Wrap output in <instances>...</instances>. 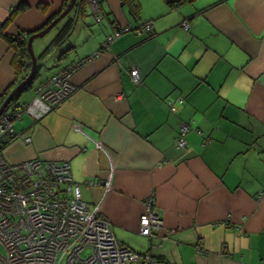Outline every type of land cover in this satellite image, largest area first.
Wrapping results in <instances>:
<instances>
[{"label":"crops","instance_id":"0c3cea01","mask_svg":"<svg viewBox=\"0 0 264 264\" xmlns=\"http://www.w3.org/2000/svg\"><path fill=\"white\" fill-rule=\"evenodd\" d=\"M96 1L99 21L76 0L55 32L34 38L40 67L15 107L71 63L75 90L38 119L16 117L3 157L67 162L87 207L145 264H264V0ZM20 2L8 34L43 28L69 0H0V23ZM148 20L149 33L139 29ZM25 73L0 36V94ZM110 173L106 190L98 182ZM152 195L161 225L147 237L139 217Z\"/></svg>","mask_w":264,"mask_h":264},{"label":"built area","instance_id":"2783aa9c","mask_svg":"<svg viewBox=\"0 0 264 264\" xmlns=\"http://www.w3.org/2000/svg\"><path fill=\"white\" fill-rule=\"evenodd\" d=\"M88 3L99 21L97 1ZM182 26L187 29L188 22ZM139 29L151 32V21H145ZM111 39L107 36L103 46ZM75 68L77 64L71 63L50 75L33 88L28 103L0 114V264H145L150 258L119 242L109 222L96 209L87 207L67 162L33 157L10 163L3 157V142L16 135L13 120L21 114L38 119L68 98L75 90L70 80ZM130 77L139 83L138 67L130 69ZM187 130L186 123L179 125L174 140L177 147L185 145ZM29 141V137L24 138V142ZM110 175L98 182L106 190ZM256 197H264V189ZM160 225L152 195L139 217V233L150 237L153 228Z\"/></svg>","mask_w":264,"mask_h":264},{"label":"trees","instance_id":"16d2710c","mask_svg":"<svg viewBox=\"0 0 264 264\" xmlns=\"http://www.w3.org/2000/svg\"><path fill=\"white\" fill-rule=\"evenodd\" d=\"M184 1H191V0H168L169 4L171 6H177ZM26 7H27V5L24 2H20L19 4L15 5L11 9V12H10L11 14L8 16V18L5 20V22L0 23V36L3 37L5 39V41L8 43V45L14 49L15 66L18 68H21L22 70H24L26 72L21 79H23L27 75V73L30 69V58H29V55H28V52L26 49L27 38L23 34H25V35L28 34V36H29V34H31V32L19 31L16 34H8L2 30V27L4 26V24L7 21H9L11 19V17H13V15L15 13L25 9ZM49 20H50V18H49ZM41 28L42 27H40L39 29H41ZM69 32H70L69 29L65 28L61 33L59 32V34L56 36L57 37L56 39L62 40L63 38H65L69 34ZM36 76H37V72L34 74L33 79ZM33 79L29 83H27L24 87H22V90L28 89L32 85ZM9 92H10V90L8 89V90H5L2 94H0V104L2 103V101L8 95ZM16 96H14L12 98V100L10 101V103L8 104V106L6 107L5 110L14 111L15 109L20 107L19 105L17 107H15ZM179 99H181V98H179ZM181 101H182V99H181ZM5 110H3V111H5ZM12 138L13 137H9L8 139H6L3 142L2 146H1V150L12 140Z\"/></svg>","mask_w":264,"mask_h":264},{"label":"water","instance_id":"95a60500","mask_svg":"<svg viewBox=\"0 0 264 264\" xmlns=\"http://www.w3.org/2000/svg\"><path fill=\"white\" fill-rule=\"evenodd\" d=\"M76 0H69L66 7L53 19L51 20L46 26L39 29H34L29 32L31 34L26 40V49L30 58V69L27 73V75L9 92V94L4 98L2 103L0 104V114L3 112V110L6 109L12 98L16 95H18L22 87H24L27 83H29L32 79L34 74L38 71L39 65H37V57L35 56L33 49H32V42L34 38L42 36L45 32H47L51 27H53L58 21H60L62 18L66 17L68 12L72 9L74 6ZM88 2V0H87ZM89 4V3H88Z\"/></svg>","mask_w":264,"mask_h":264},{"label":"rangeland","instance_id":"374dc122","mask_svg":"<svg viewBox=\"0 0 264 264\" xmlns=\"http://www.w3.org/2000/svg\"><path fill=\"white\" fill-rule=\"evenodd\" d=\"M56 28H57V23L55 24V26L51 27V28L49 29V31L51 30V32H53V31L55 32ZM49 31H48V32H49ZM48 32H46L42 37H44V36H46V37L49 36L50 33H48ZM32 49H33V52H34V48H33V46H32ZM34 54H35V53H34ZM35 56H36V54H35ZM44 71H45V68H43V69L41 70V72H40L41 75L43 74ZM41 75H40V76H41ZM25 93H30V92H29V90H27V91H25ZM27 115H28V114H27Z\"/></svg>","mask_w":264,"mask_h":264}]
</instances>
